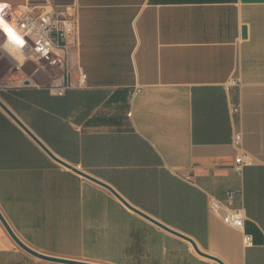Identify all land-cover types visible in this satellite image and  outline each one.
Here are the masks:
<instances>
[{"label": "crops", "instance_id": "obj_1", "mask_svg": "<svg viewBox=\"0 0 264 264\" xmlns=\"http://www.w3.org/2000/svg\"><path fill=\"white\" fill-rule=\"evenodd\" d=\"M45 1L78 12L71 63L86 85L52 93L22 70L31 59L0 29V99L58 156L225 264H264V0ZM241 152L252 161L238 173ZM232 188L241 190L234 203L246 210L248 245L208 206L210 194ZM0 211L47 254L221 264L55 161L2 106ZM0 264L67 263L30 254L0 219Z\"/></svg>", "mask_w": 264, "mask_h": 264}, {"label": "built area", "instance_id": "obj_2", "mask_svg": "<svg viewBox=\"0 0 264 264\" xmlns=\"http://www.w3.org/2000/svg\"><path fill=\"white\" fill-rule=\"evenodd\" d=\"M0 21L7 23L9 29H0L14 46L23 51L33 61L50 65L58 71L47 84L50 91L64 95L69 89L86 85L87 74L80 69L78 76L72 69L71 51L79 26V15L71 7L60 8L49 1L37 2L26 0L20 4L0 2ZM17 35L14 37L13 35ZM236 82V79H232ZM234 109L237 107L234 105ZM130 114V113H129ZM241 133H236L235 143L241 142ZM252 160L241 152L235 158L234 168L241 173L244 165ZM241 193L240 189L227 191L225 198L209 195L210 211L227 224L243 231L246 245L252 243L253 235L245 231L247 213L244 206H237L234 199Z\"/></svg>", "mask_w": 264, "mask_h": 264}, {"label": "water", "instance_id": "obj_3", "mask_svg": "<svg viewBox=\"0 0 264 264\" xmlns=\"http://www.w3.org/2000/svg\"><path fill=\"white\" fill-rule=\"evenodd\" d=\"M0 106H2L9 114L12 118L15 119V121L58 163L72 169L73 171H75L76 173L91 179L103 186H105L106 188H108L111 192H113L120 200H122L128 207H130L131 209H133L134 211L138 212L139 214H141L142 216L148 218L149 220H151L152 222L158 224L159 226L163 227L164 229L175 233L185 239H187L188 241H190L193 245V247L195 248V250L204 256L213 258L217 261H219L221 264H225V262L220 259L219 257H217L216 255H213L205 250H203L197 243V241L191 237L190 235L175 229L174 227H171L170 225L160 221L159 219H157L156 217H154L153 215L143 211L142 209L132 205L119 191H117L110 183L96 177L95 175H92L90 173H88L86 170L82 169L81 167L74 165L70 162H68L67 160L63 159L62 157L58 156L54 151H52L3 101L2 99H0ZM0 219L3 222V224L5 225V227L7 228L8 232L11 234V236L14 238V240L17 242L18 245H20L24 250H26L27 252H29L30 254L42 258V259H46L49 261H54V262H60V263H67V264H108V263H103V262H97V261H91V260H84V259H78V258H71V257H65V256H59V255H52V254H47V253H43L38 251L37 249L31 247L30 245H28L27 243H25L22 239H20V237H18V235L15 233V231L12 229V227L10 226V224L8 223V221L6 220V218L4 217L3 213L0 211Z\"/></svg>", "mask_w": 264, "mask_h": 264}, {"label": "rangeland", "instance_id": "obj_4", "mask_svg": "<svg viewBox=\"0 0 264 264\" xmlns=\"http://www.w3.org/2000/svg\"><path fill=\"white\" fill-rule=\"evenodd\" d=\"M25 0H21L19 3L24 2ZM37 2H44L45 0H34ZM56 2V0H55ZM17 4V3H14ZM5 41V38L3 37V34L0 32V44L3 43ZM16 51V55L22 54L23 57H25V53L23 51H21L20 49H14V52ZM4 66L0 65V88L6 86V82L4 81L3 78H1V72L4 70ZM22 70H25L26 72H28L29 74H32L34 77H42L41 80L40 78H36L37 80H39V82H51L52 77L54 76V74L58 71H55L50 65H44L43 63H38L35 62L33 60H29L27 61L25 64L22 65ZM38 82V83H39ZM48 84V83H47ZM1 91V90H0Z\"/></svg>", "mask_w": 264, "mask_h": 264}, {"label": "bare ground", "instance_id": "obj_5", "mask_svg": "<svg viewBox=\"0 0 264 264\" xmlns=\"http://www.w3.org/2000/svg\"><path fill=\"white\" fill-rule=\"evenodd\" d=\"M0 23H1L2 27L6 28V29H9V25H7V23L2 22V21H0ZM13 36L17 37V35H15V34Z\"/></svg>", "mask_w": 264, "mask_h": 264}]
</instances>
